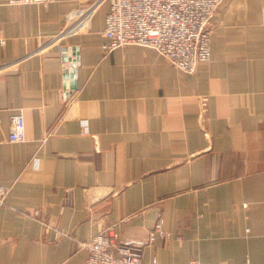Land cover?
I'll use <instances>...</instances> for the list:
<instances>
[{
    "label": "crops",
    "instance_id": "1",
    "mask_svg": "<svg viewBox=\"0 0 264 264\" xmlns=\"http://www.w3.org/2000/svg\"><path fill=\"white\" fill-rule=\"evenodd\" d=\"M94 1L0 0V264H86L92 237L138 246L159 218L172 236L144 264H264V0L225 1L193 74L147 47L105 55Z\"/></svg>",
    "mask_w": 264,
    "mask_h": 264
},
{
    "label": "built area",
    "instance_id": "2",
    "mask_svg": "<svg viewBox=\"0 0 264 264\" xmlns=\"http://www.w3.org/2000/svg\"><path fill=\"white\" fill-rule=\"evenodd\" d=\"M109 4L105 18L101 48L105 55L116 49L137 45L155 50L175 69L187 74L211 60V37L214 19L226 0H104ZM55 0H8L10 5H41L49 7ZM94 1L90 12L97 6ZM76 66V64H75ZM63 71L71 70V61L64 60ZM69 90L71 78L66 77ZM70 80V82H69ZM67 90V91H68ZM26 122L22 113L11 117L9 141L23 142ZM10 188L0 186V208L6 203ZM159 218L141 245L126 243L117 228L109 227L83 243L88 251L86 264H144V249L157 239H171ZM151 264H158L156 258ZM191 264H207L194 261ZM249 264V263H246Z\"/></svg>",
    "mask_w": 264,
    "mask_h": 264
},
{
    "label": "rangeland",
    "instance_id": "3",
    "mask_svg": "<svg viewBox=\"0 0 264 264\" xmlns=\"http://www.w3.org/2000/svg\"><path fill=\"white\" fill-rule=\"evenodd\" d=\"M19 6H23V5H19ZM73 58H75V59H73L74 61H71V63H72V65L74 66L73 67V72L71 71V70H69V71H66V72H64L65 73V75H70L71 73H72V75L74 74V75H76V73H75V68L78 66V62H77V58L76 57H73ZM70 61V60H69ZM75 64H76V66H75ZM158 222V221H157ZM111 227H114V226H111ZM172 235V234H171Z\"/></svg>",
    "mask_w": 264,
    "mask_h": 264
},
{
    "label": "water",
    "instance_id": "4",
    "mask_svg": "<svg viewBox=\"0 0 264 264\" xmlns=\"http://www.w3.org/2000/svg\"><path fill=\"white\" fill-rule=\"evenodd\" d=\"M66 77H68L67 75H66ZM69 78H71V82H70V85H69V87L70 88H76L77 87V82H74V79H76V75H72V73L69 75Z\"/></svg>",
    "mask_w": 264,
    "mask_h": 264
}]
</instances>
